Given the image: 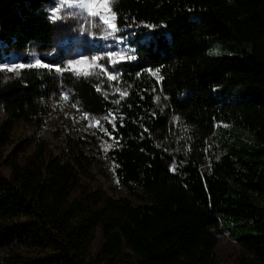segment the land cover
Masks as SVG:
<instances>
[{
    "label": "trees",
    "instance_id": "obj_1",
    "mask_svg": "<svg viewBox=\"0 0 264 264\" xmlns=\"http://www.w3.org/2000/svg\"><path fill=\"white\" fill-rule=\"evenodd\" d=\"M51 1L0 0V61L31 43L50 46ZM112 9L135 47L121 75L127 95L110 98L85 75L64 79L83 110L112 116L108 155L119 183L132 194L142 190L144 202L99 193L90 203L73 198L92 162L81 149L65 157L40 143L21 161L30 143L23 141L5 155L15 123L39 124L48 109L60 60L59 53L42 55L48 65L0 75V165L11 171H0V264H220L213 261L219 230L253 254L237 264H264V101L243 98L247 91L264 96V0H116ZM212 39L250 45L208 54ZM216 85L232 99L217 100ZM172 114L191 150L170 167L173 156L157 141ZM97 227L103 242L92 252Z\"/></svg>",
    "mask_w": 264,
    "mask_h": 264
},
{
    "label": "rangeland",
    "instance_id": "obj_2",
    "mask_svg": "<svg viewBox=\"0 0 264 264\" xmlns=\"http://www.w3.org/2000/svg\"><path fill=\"white\" fill-rule=\"evenodd\" d=\"M116 0H109L111 12L112 4ZM85 4L89 0H83ZM52 21V43L46 49L40 48L37 43H31L26 50H13L0 61V75L3 79L18 76L22 67L20 65H48L41 58L42 55L59 53L60 63L54 65L53 78L55 80L54 92L49 100L48 109L44 112L43 120L39 124L24 119L15 123L12 131V141L5 148L8 155L15 144L29 141L27 149L20 153V160L30 154L40 143L45 146L47 154L67 157L70 153H77L81 149L92 162L86 172L80 171L79 184L72 197L90 203L92 194L103 196L128 197L134 204L144 202L142 190L139 194L130 193L122 186L115 173V163L109 157L108 150L113 144L112 136L107 124L113 123L112 116L105 112L92 115L83 110L80 102L72 94L71 87L65 82V73L78 75L81 72H91L85 75L94 80L103 93L114 99H120V93H127V86L121 75L126 61L135 59V47L117 25L115 32L103 22L101 17L111 18L110 13L101 10L100 16L90 15L86 7L81 6V0H52L45 4ZM100 5H97L98 10ZM56 18H53V17ZM250 42L237 40L212 39L209 41L206 52L208 54H232L242 50ZM93 57H99L93 61ZM123 57V59H122ZM77 61L93 62L96 67L87 64H77ZM154 76L159 78L156 69H150ZM82 75V74H79ZM115 76L116 79H110ZM221 85L214 87L217 100H231V96L222 89ZM125 96V95H124ZM123 96V97H124ZM248 100L264 101V96L255 92L243 93ZM236 99V98H233ZM158 104L165 107V98L161 93L156 95ZM5 110L0 104V122L5 118ZM171 128L157 141L158 146L173 158L167 160L170 167L175 164L177 154L186 156L190 150V139L182 127L177 116H171ZM99 121V126L96 122ZM72 138L79 139V145H72ZM72 141V142H71ZM107 149V150H105ZM4 176L10 175L9 164L4 161L0 165ZM118 181V182H117ZM218 242L214 249L213 261L220 264H237L241 257L251 258L253 254L227 230L217 231ZM103 235L100 227L95 230L92 242V252L100 250ZM124 253L135 258L133 251L124 247Z\"/></svg>",
    "mask_w": 264,
    "mask_h": 264
},
{
    "label": "snow or ice",
    "instance_id": "obj_3",
    "mask_svg": "<svg viewBox=\"0 0 264 264\" xmlns=\"http://www.w3.org/2000/svg\"><path fill=\"white\" fill-rule=\"evenodd\" d=\"M65 2H67V0H65ZM97 5H100V8L98 10H93L97 8ZM81 6L82 7H86L89 12L90 15L92 16H100L101 15V10L106 11L108 13H110L111 18H106V17H101L103 19V22L105 24H107L113 32H115L117 30V25L115 23H113L112 21L115 19V13L111 12V8L109 6V0H89V2L87 4H85L83 2V0H81ZM53 18H56L55 16ZM99 57H93V61L98 60ZM123 59V57H122ZM77 64H87L88 67H96L97 65L93 62H88V61H77ZM20 67H23V65H20ZM79 74L82 75H91V72H81ZM155 75V73H153ZM110 79L115 80L116 77L115 76H110ZM120 95L123 97L124 95H127V93H120ZM118 102V101H117ZM96 126H99V121L96 122ZM107 150V149H105ZM118 182V181H117Z\"/></svg>",
    "mask_w": 264,
    "mask_h": 264
}]
</instances>
